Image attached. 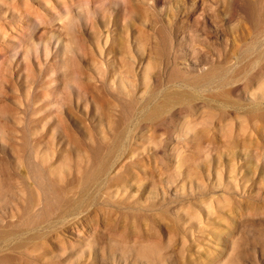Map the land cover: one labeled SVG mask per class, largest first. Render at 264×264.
I'll return each instance as SVG.
<instances>
[{"label": "rangeland", "instance_id": "rangeland-1", "mask_svg": "<svg viewBox=\"0 0 264 264\" xmlns=\"http://www.w3.org/2000/svg\"><path fill=\"white\" fill-rule=\"evenodd\" d=\"M0 264H264V0H0Z\"/></svg>", "mask_w": 264, "mask_h": 264}]
</instances>
